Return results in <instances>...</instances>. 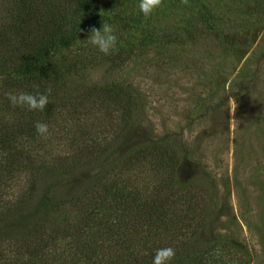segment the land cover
<instances>
[{"label": "rangeland", "instance_id": "obj_1", "mask_svg": "<svg viewBox=\"0 0 264 264\" xmlns=\"http://www.w3.org/2000/svg\"><path fill=\"white\" fill-rule=\"evenodd\" d=\"M138 4L139 0L99 1L94 27L100 29L106 22L113 28L117 45L111 54L86 42L91 21L81 24L87 28L85 37L63 54L84 56L83 87L117 86L129 94V113L124 117L128 147L164 138L181 157L182 179L202 182L213 192L212 200L206 199L212 206L205 227L190 247L202 256L200 264H211L206 244L212 240L226 243L222 264H264V0H189L190 6L181 0H162L147 18ZM6 7L0 0V28L9 25ZM8 93L1 89L0 97ZM104 130L108 141L112 129L105 125ZM122 144L119 139L112 149ZM66 146L62 142L54 155L62 156ZM37 147L50 148L43 141ZM100 168L98 162L83 166L77 172L82 179L58 184L55 194L68 196L80 190ZM48 185L43 180L31 188L17 181L9 190L6 184L5 195L0 194V264H57V256L66 255V240L55 237L48 246L51 253L29 256L19 237L35 230L37 221L23 225L11 221L16 206L27 200L29 212ZM108 208L100 206L99 213ZM78 216L89 223L85 235L108 231L91 210ZM61 219L62 215L40 224L38 235L44 238L50 224L63 228ZM178 227L179 222L170 232L177 234Z\"/></svg>", "mask_w": 264, "mask_h": 264}, {"label": "trees", "instance_id": "obj_2", "mask_svg": "<svg viewBox=\"0 0 264 264\" xmlns=\"http://www.w3.org/2000/svg\"><path fill=\"white\" fill-rule=\"evenodd\" d=\"M4 1L10 21L0 28V92L41 93L49 100L44 110H29L13 107L7 95L0 97V111L5 115L0 114V194L5 195L17 181L31 188L40 181L49 182L33 208L27 212L24 200L11 220L37 221L35 230L19 237L29 256L51 253L48 246L61 238L68 247L66 255L53 253L57 264H152L156 251L166 247L175 251L168 264H200L202 256L194 254L191 242L205 227L212 206L206 199L212 200L213 192L202 182L182 179L181 157L164 138L128 147L124 117L129 113V94L117 86L83 87L84 56L63 54L85 37L87 28L82 23L97 26L100 0ZM71 26H75L72 31ZM37 122L48 125L45 135L37 133ZM105 125L112 129L108 141L103 138ZM119 139L123 144L112 149ZM38 141L50 148L37 147ZM62 142L67 145L62 156L54 155ZM96 162L101 168L89 181L85 179L83 188L68 196L55 194L58 184L81 180L79 169ZM103 205L109 208L101 215ZM87 210L100 215L99 226L103 224L107 232L85 235L89 223L78 214ZM61 215L63 228L50 224L44 238L38 235V230L42 234L40 224ZM178 222V233L172 234ZM206 247L212 252L206 256L208 261L222 264L221 255L228 253L226 243L212 240Z\"/></svg>", "mask_w": 264, "mask_h": 264}, {"label": "clouds", "instance_id": "obj_3", "mask_svg": "<svg viewBox=\"0 0 264 264\" xmlns=\"http://www.w3.org/2000/svg\"><path fill=\"white\" fill-rule=\"evenodd\" d=\"M185 6L189 5V0H181ZM162 0H139L138 8L145 18L149 17L157 8L161 7ZM87 43L97 48L105 55L111 54L116 50L117 36L114 34L113 28L106 22L102 23V28L93 27L90 35L86 40ZM51 92V89H48ZM13 107H27L29 110H44L49 103L46 94H31L21 92L19 94H6ZM35 128L38 134L45 135L48 132V125L37 122ZM175 251L171 247L161 248L156 251L152 264H168L174 257Z\"/></svg>", "mask_w": 264, "mask_h": 264}]
</instances>
